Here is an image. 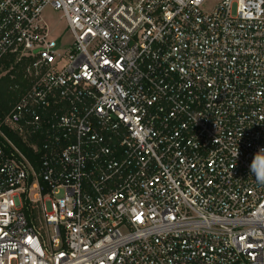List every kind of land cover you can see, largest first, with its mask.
<instances>
[{
  "label": "built area",
  "instance_id": "built-area-1",
  "mask_svg": "<svg viewBox=\"0 0 264 264\" xmlns=\"http://www.w3.org/2000/svg\"><path fill=\"white\" fill-rule=\"evenodd\" d=\"M0 72V264H264V0H0Z\"/></svg>",
  "mask_w": 264,
  "mask_h": 264
},
{
  "label": "trees",
  "instance_id": "trees-1",
  "mask_svg": "<svg viewBox=\"0 0 264 264\" xmlns=\"http://www.w3.org/2000/svg\"><path fill=\"white\" fill-rule=\"evenodd\" d=\"M21 74L19 73L18 77L15 79H10L9 75L0 78V121L10 110L12 104L16 101L18 97L19 90H14L11 86L16 82H21ZM23 87H26L24 82H21ZM11 135H15L10 132ZM17 141L21 143L20 139L17 138ZM22 145H24L22 143ZM27 150V148L24 146Z\"/></svg>",
  "mask_w": 264,
  "mask_h": 264
},
{
  "label": "rangeland",
  "instance_id": "rangeland-1",
  "mask_svg": "<svg viewBox=\"0 0 264 264\" xmlns=\"http://www.w3.org/2000/svg\"><path fill=\"white\" fill-rule=\"evenodd\" d=\"M46 20L52 25L55 26L56 31L59 32L61 28L66 25V21L61 17V13L59 11L52 10L51 8H47L44 11ZM66 38L69 39V35L66 33ZM5 72H0V78L4 76H8L4 74ZM10 79H12L9 76Z\"/></svg>",
  "mask_w": 264,
  "mask_h": 264
},
{
  "label": "clouds",
  "instance_id": "clouds-1",
  "mask_svg": "<svg viewBox=\"0 0 264 264\" xmlns=\"http://www.w3.org/2000/svg\"><path fill=\"white\" fill-rule=\"evenodd\" d=\"M250 171L255 172L261 181H264V148H261L257 154H255L251 165Z\"/></svg>",
  "mask_w": 264,
  "mask_h": 264
}]
</instances>
